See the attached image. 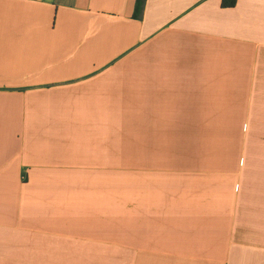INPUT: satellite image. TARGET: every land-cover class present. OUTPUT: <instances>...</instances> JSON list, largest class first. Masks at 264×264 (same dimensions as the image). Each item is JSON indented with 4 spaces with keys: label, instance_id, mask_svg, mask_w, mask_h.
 <instances>
[{
    "label": "crops",
    "instance_id": "crops-1",
    "mask_svg": "<svg viewBox=\"0 0 264 264\" xmlns=\"http://www.w3.org/2000/svg\"><path fill=\"white\" fill-rule=\"evenodd\" d=\"M136 4L0 0V264H264V0ZM134 86L187 137L233 123V176L157 180L116 239L87 171Z\"/></svg>",
    "mask_w": 264,
    "mask_h": 264
},
{
    "label": "rangeland",
    "instance_id": "rangeland-1",
    "mask_svg": "<svg viewBox=\"0 0 264 264\" xmlns=\"http://www.w3.org/2000/svg\"><path fill=\"white\" fill-rule=\"evenodd\" d=\"M122 64H144V60ZM124 102L115 105L114 120L97 125L105 136L91 139V145L109 150V163L87 171L88 177L108 178L112 183L109 208L113 205L116 239L121 238L124 215L144 207L159 188L157 180L186 174L225 178L233 176L234 161L233 123H189L193 136L187 137V123L168 120L161 101L154 107L150 100L141 101L138 86ZM22 177L26 183L27 172Z\"/></svg>",
    "mask_w": 264,
    "mask_h": 264
},
{
    "label": "trees",
    "instance_id": "trees-1",
    "mask_svg": "<svg viewBox=\"0 0 264 264\" xmlns=\"http://www.w3.org/2000/svg\"><path fill=\"white\" fill-rule=\"evenodd\" d=\"M144 0H137L136 4V13L135 16L138 17L142 6H143ZM236 5V0H222V7L223 8H234Z\"/></svg>",
    "mask_w": 264,
    "mask_h": 264
}]
</instances>
